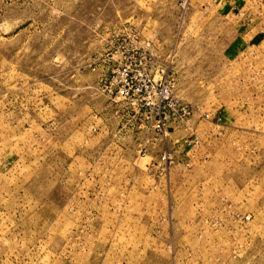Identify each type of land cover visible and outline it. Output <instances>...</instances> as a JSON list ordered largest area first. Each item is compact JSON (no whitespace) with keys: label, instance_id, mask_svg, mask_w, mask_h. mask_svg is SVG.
I'll return each mask as SVG.
<instances>
[{"label":"rangeland","instance_id":"rangeland-1","mask_svg":"<svg viewBox=\"0 0 264 264\" xmlns=\"http://www.w3.org/2000/svg\"><path fill=\"white\" fill-rule=\"evenodd\" d=\"M131 47L198 110L144 155ZM0 264H264V0H0Z\"/></svg>","mask_w":264,"mask_h":264},{"label":"built area","instance_id":"built-area-1","mask_svg":"<svg viewBox=\"0 0 264 264\" xmlns=\"http://www.w3.org/2000/svg\"><path fill=\"white\" fill-rule=\"evenodd\" d=\"M141 60L138 48L131 47L108 75L98 77L97 89L116 103L112 113L123 122L122 127L127 125L136 131L134 140L144 155L149 145L169 140L172 123L184 122L198 110L176 95L175 81L164 68L156 78L140 66ZM172 158L171 150L165 147L158 166L170 163Z\"/></svg>","mask_w":264,"mask_h":264}]
</instances>
